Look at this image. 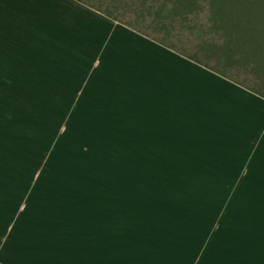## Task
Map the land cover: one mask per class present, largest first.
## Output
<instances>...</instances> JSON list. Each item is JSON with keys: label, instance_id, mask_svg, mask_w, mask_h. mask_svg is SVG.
<instances>
[{"label": "crops", "instance_id": "obj_1", "mask_svg": "<svg viewBox=\"0 0 264 264\" xmlns=\"http://www.w3.org/2000/svg\"><path fill=\"white\" fill-rule=\"evenodd\" d=\"M91 4L0 0V69L57 81L66 102L58 116L74 119L72 127L104 135L114 117L125 124L108 146L123 151L115 163L123 174L106 173V184H98L105 174L77 173L89 161L74 158L66 173L64 155L43 173L20 172L0 129V264H264V98ZM88 101L92 122L82 125ZM114 162L115 154L108 168ZM128 164L157 175L167 165L183 169L173 175L189 193L219 198L213 231H205L207 204L166 216L132 207L130 188L114 189L143 176H131Z\"/></svg>", "mask_w": 264, "mask_h": 264}, {"label": "rangeland", "instance_id": "obj_2", "mask_svg": "<svg viewBox=\"0 0 264 264\" xmlns=\"http://www.w3.org/2000/svg\"><path fill=\"white\" fill-rule=\"evenodd\" d=\"M84 1L98 4L101 0ZM103 1L109 2L110 0ZM91 9L96 10L94 8ZM171 53L177 55V57L181 55L177 54L176 51ZM37 72L35 71L36 75L32 76V74L22 75L23 71L15 68L0 69V129H2L4 141L14 142L20 160V172L21 167L23 170L28 165L29 172L34 171V174L43 173L44 168L48 167V164H52V159L64 155L63 158L71 162L65 164L64 171L68 172V174H71L72 171L73 173L75 172L73 160L76 158L78 161L90 162V165H87L88 162L84 163V166L82 165L80 169L81 172L78 170L77 173L92 175L90 177L94 179L96 175L105 174L102 179L99 178L101 180L98 184H106V173L121 176L123 174L120 168L121 165L116 167L115 163L122 161L123 151L119 149L113 151L108 146L122 140V125H125L123 117H112V121L108 122L111 129L105 131L104 135L84 131L83 128H79L76 125V127H72L74 125H72L71 121L73 120L74 123V119L68 116H58L59 113H63V107L66 105L65 99H62L60 95V85L54 79L46 80V77L37 75ZM89 103L90 101L84 104L81 102V106L84 105L82 111L85 113L79 117L82 125L83 123L87 125L92 122L93 110L87 107ZM72 104V102L67 103V109L71 108ZM122 106L123 104L118 112L124 111ZM108 123L106 124L108 125ZM119 126H121L122 130L114 134ZM77 137L79 138L78 140ZM108 150L111 153H109L111 157L107 155ZM114 154L115 162L113 164L115 168H108L107 158H113ZM139 154L140 151H138L137 155L139 156ZM150 154L152 155L153 151ZM145 156L148 155L145 154ZM109 161L111 162V160ZM21 163L25 165L22 166ZM28 163H31V165ZM128 168L131 176H143L140 178L134 177L132 180L120 179V182H116L114 189L129 187L131 190L132 207L141 202L142 205L147 204L148 207L153 208V211L166 216L175 210L184 213L187 208H192L187 207L189 204L193 205L195 203V205H200V207L207 204L205 212L208 219L207 222L211 226H208L205 231H213L212 228L219 214L210 213V209L216 212L215 206L219 205V198L207 199L201 196L195 197L192 193H189L190 188H187L186 183L181 181V177L173 175V173H183V169L180 170V168H176L175 166L167 165L162 167V175L160 173L157 175L158 173L154 166L136 167L128 164ZM107 169H109L110 173L106 172ZM55 172V170H51V173ZM126 173L128 172L126 171ZM167 175H173L178 178L171 179L166 177ZM156 178L157 180L152 182ZM172 195L174 196L173 199ZM133 212H135L134 209ZM135 216L139 215L136 213ZM165 219H162V221H167ZM199 231L201 233L204 232V230H198L197 234H199ZM259 255L264 257V254L260 253Z\"/></svg>", "mask_w": 264, "mask_h": 264}, {"label": "trees", "instance_id": "obj_3", "mask_svg": "<svg viewBox=\"0 0 264 264\" xmlns=\"http://www.w3.org/2000/svg\"><path fill=\"white\" fill-rule=\"evenodd\" d=\"M90 7L264 97V0H101Z\"/></svg>", "mask_w": 264, "mask_h": 264}, {"label": "bare ground", "instance_id": "obj_4", "mask_svg": "<svg viewBox=\"0 0 264 264\" xmlns=\"http://www.w3.org/2000/svg\"><path fill=\"white\" fill-rule=\"evenodd\" d=\"M199 68V67H198Z\"/></svg>", "mask_w": 264, "mask_h": 264}]
</instances>
